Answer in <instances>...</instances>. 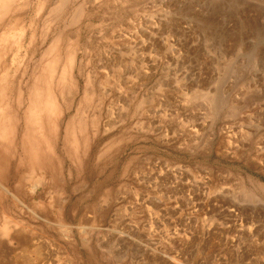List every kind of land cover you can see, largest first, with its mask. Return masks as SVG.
Masks as SVG:
<instances>
[{"label": "rangeland", "instance_id": "374dc122", "mask_svg": "<svg viewBox=\"0 0 264 264\" xmlns=\"http://www.w3.org/2000/svg\"><path fill=\"white\" fill-rule=\"evenodd\" d=\"M0 264H264V0L12 1Z\"/></svg>", "mask_w": 264, "mask_h": 264}, {"label": "bare ground", "instance_id": "6f19581e", "mask_svg": "<svg viewBox=\"0 0 264 264\" xmlns=\"http://www.w3.org/2000/svg\"><path fill=\"white\" fill-rule=\"evenodd\" d=\"M12 1L14 0H0V16H2L3 14H5L6 12L10 11L11 7H12ZM89 94V93H88ZM206 98V97H205ZM32 99V98H31ZM208 99V98H207ZM10 111V110H9ZM10 121H13V119L10 117ZM10 123V122H9ZM3 125V124H2ZM2 127V126H1ZM9 127V126H8ZM3 129V128H2ZM1 129V130H2ZM8 130V129H7ZM5 132V131H4ZM34 162V161H33ZM34 174V173H33ZM36 175V173H35ZM3 187V186H1ZM5 187V186H4ZM3 187V188H4ZM6 189V187H5ZM8 191V190H7ZM3 192V190H2ZM10 193V191H8ZM5 193V192H4ZM7 193V192H6ZM47 194V193H46ZM60 215V214H59ZM8 229V228H7ZM6 231V230H5ZM4 231V232H5ZM12 232V231H11ZM12 234V233H10ZM11 239V237H10Z\"/></svg>", "mask_w": 264, "mask_h": 264}]
</instances>
